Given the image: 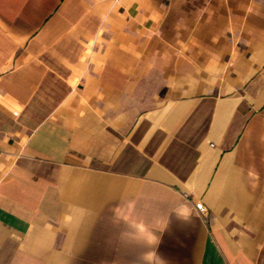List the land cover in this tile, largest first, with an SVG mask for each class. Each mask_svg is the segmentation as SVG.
<instances>
[{
	"label": "crops",
	"instance_id": "0c3cea01",
	"mask_svg": "<svg viewBox=\"0 0 264 264\" xmlns=\"http://www.w3.org/2000/svg\"><path fill=\"white\" fill-rule=\"evenodd\" d=\"M0 264H264V0H0Z\"/></svg>",
	"mask_w": 264,
	"mask_h": 264
}]
</instances>
